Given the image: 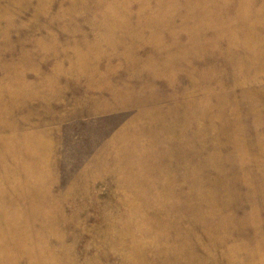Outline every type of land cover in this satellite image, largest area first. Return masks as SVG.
Segmentation results:
<instances>
[{
    "label": "rangeland",
    "instance_id": "obj_1",
    "mask_svg": "<svg viewBox=\"0 0 264 264\" xmlns=\"http://www.w3.org/2000/svg\"><path fill=\"white\" fill-rule=\"evenodd\" d=\"M0 264H264V0H0Z\"/></svg>",
    "mask_w": 264,
    "mask_h": 264
}]
</instances>
